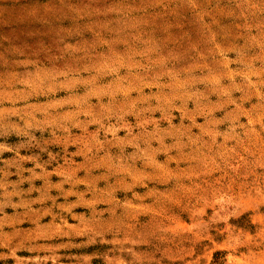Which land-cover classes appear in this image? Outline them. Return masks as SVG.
<instances>
[{
  "label": "rangeland",
  "instance_id": "374dc122",
  "mask_svg": "<svg viewBox=\"0 0 264 264\" xmlns=\"http://www.w3.org/2000/svg\"><path fill=\"white\" fill-rule=\"evenodd\" d=\"M264 264V0H0V264Z\"/></svg>",
  "mask_w": 264,
  "mask_h": 264
},
{
  "label": "trees",
  "instance_id": "16d2710c",
  "mask_svg": "<svg viewBox=\"0 0 264 264\" xmlns=\"http://www.w3.org/2000/svg\"><path fill=\"white\" fill-rule=\"evenodd\" d=\"M222 255V251L216 250L213 253V259L211 264H220L219 257Z\"/></svg>",
  "mask_w": 264,
  "mask_h": 264
}]
</instances>
